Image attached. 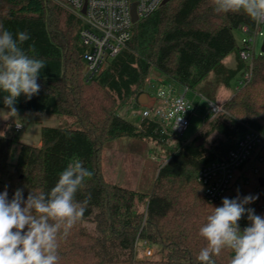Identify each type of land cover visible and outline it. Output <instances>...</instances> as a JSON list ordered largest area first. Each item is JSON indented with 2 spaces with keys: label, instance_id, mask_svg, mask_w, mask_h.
Returning <instances> with one entry per match:
<instances>
[{
  "label": "trees",
  "instance_id": "trees-1",
  "mask_svg": "<svg viewBox=\"0 0 264 264\" xmlns=\"http://www.w3.org/2000/svg\"><path fill=\"white\" fill-rule=\"evenodd\" d=\"M213 0H170L150 17L133 26L128 45L108 62L93 80L84 78V48L80 20L53 0H0V24L12 32L26 31L30 39L21 47L42 59L40 92L31 100L22 94L15 107L21 111L74 118L71 127H45L39 147L21 145L0 135V192L25 189L48 192L69 163L81 161L93 173L76 194L91 199L83 218L58 238L59 264H155L137 258V239L159 246L163 258L157 264H200L197 259L206 241L200 227L217 204L206 200L197 180L204 165L224 157L249 131L264 135V56L253 60L249 84L236 89L225 113L212 118L207 129L186 143L169 144L159 123L142 120L135 125L120 115L125 106H137L154 70L181 86L194 90L214 74L217 86L230 87L247 71L240 58L235 31L253 29L243 13L213 10ZM236 56L234 69L224 65ZM5 93L0 92V109ZM9 110V109H7ZM215 135L207 145V138ZM119 138L156 143L166 154L149 194L108 182L103 174L105 144ZM203 143L197 145L199 141ZM16 157V162L12 159ZM259 173L250 172L249 184L229 195L257 196ZM264 217V210H255ZM234 253L223 249L215 264H229Z\"/></svg>",
  "mask_w": 264,
  "mask_h": 264
},
{
  "label": "clouds",
  "instance_id": "clouds-1",
  "mask_svg": "<svg viewBox=\"0 0 264 264\" xmlns=\"http://www.w3.org/2000/svg\"><path fill=\"white\" fill-rule=\"evenodd\" d=\"M214 12L243 13L255 24H264V0H213ZM30 39L26 31L15 34L0 24V92L10 114H17V99L23 94L31 100L40 92L38 79L46 63L26 53L21 45ZM93 175L81 161L69 163L48 192L30 191L25 199L23 189L8 198L7 186L0 192V264H59L58 238L66 237L80 221L90 194L77 201L76 194L85 178ZM257 196L222 199L213 207L199 235L207 242L197 259L200 264H215L214 256L223 249L234 255L229 264H264V217L246 207ZM247 215L249 226L243 231L239 221Z\"/></svg>",
  "mask_w": 264,
  "mask_h": 264
},
{
  "label": "built area",
  "instance_id": "built-area-1",
  "mask_svg": "<svg viewBox=\"0 0 264 264\" xmlns=\"http://www.w3.org/2000/svg\"><path fill=\"white\" fill-rule=\"evenodd\" d=\"M165 0H61L59 3L81 23L79 37L85 50L84 78L89 82L99 76L107 67L108 62L116 57L131 41L133 23L131 5L137 3L136 12L139 21L150 17L163 6ZM244 34L240 58L246 62L248 69L240 77L236 89L250 83L253 77V60L264 56L257 48L259 37H264V24L253 29L242 27ZM154 104L151 108H140L142 120L159 123L165 134L169 135L168 143L178 144L190 127L194 115V106L186 95H178L164 85L157 88L154 94ZM213 118L223 114L222 105L210 102ZM15 131L21 126L16 125ZM188 142V141H187ZM186 143V142H184ZM264 162V135L255 130H249L224 157L210 162L199 170L198 182L205 188L206 200L211 204L222 206V199L229 195L233 188L239 189L249 184V173H259L258 165ZM264 178V175L261 176ZM260 178V179H261ZM258 199L246 205L254 210H264V187L256 190ZM245 215L240 221V229L249 226ZM137 258L146 260L153 256L151 244L137 239Z\"/></svg>",
  "mask_w": 264,
  "mask_h": 264
},
{
  "label": "rangeland",
  "instance_id": "rangeland-1",
  "mask_svg": "<svg viewBox=\"0 0 264 264\" xmlns=\"http://www.w3.org/2000/svg\"><path fill=\"white\" fill-rule=\"evenodd\" d=\"M53 1L59 3L61 0ZM235 37L237 43L241 46L244 34L240 29L235 31ZM263 41L264 37L258 38V49L262 48ZM224 65L229 68H235V54L227 57L224 60ZM238 78L232 81L230 87L217 86L214 82V74H211L207 81L194 90L176 84L178 91L176 90L175 92L178 95H186V98L191 101L195 110L189 129L177 143L190 141L195 134L198 135L201 131L207 129L210 120L213 118L210 102L222 105L224 109L223 114L226 112L225 105L234 95L238 86ZM170 82L173 85L171 80ZM139 111L140 108L131 110L127 113L125 119L135 125H140L142 118L138 114ZM8 112L9 110L7 109H0V135H2L1 132H4L5 135L2 136L14 139L17 142V147L23 144L39 147L42 144L43 128L71 127L75 121L72 117L41 112L18 110L16 115ZM132 112L136 114L132 115ZM15 125H20L21 130L15 131ZM214 137L215 135H211L207 138V145L213 141ZM166 161L165 151L154 142L134 138H119L105 144L103 151V174L108 182L140 193L149 194L153 189L160 167ZM12 162H16V157L12 159ZM2 181L4 185L7 179L4 178ZM24 190L23 188V192ZM14 192V190L10 191L12 195ZM151 249L153 256L146 260L157 264L163 258L162 248L151 245Z\"/></svg>",
  "mask_w": 264,
  "mask_h": 264
},
{
  "label": "crops",
  "instance_id": "crops-1",
  "mask_svg": "<svg viewBox=\"0 0 264 264\" xmlns=\"http://www.w3.org/2000/svg\"><path fill=\"white\" fill-rule=\"evenodd\" d=\"M232 69H234V68H232ZM170 80L172 81L173 85L171 84ZM176 84H178V83L176 81H174L173 79H171L170 77H167L164 74L160 73L159 71L154 70L151 74V78L148 81V84H147V87H146L144 93H146L150 97L154 98V94H155L154 91L156 92L157 88L160 87L161 85H164L168 89L175 92L177 90ZM137 108H141V107L138 104H137V106H134V105L125 106L121 110L120 115L122 117L126 118L127 113H129L131 110H135ZM139 113H140V111L138 112V114ZM135 114L136 113L132 112V115H135ZM1 133H2V135H5L4 132H1ZM196 135L197 134H195L194 137Z\"/></svg>",
  "mask_w": 264,
  "mask_h": 264
},
{
  "label": "water",
  "instance_id": "water-1",
  "mask_svg": "<svg viewBox=\"0 0 264 264\" xmlns=\"http://www.w3.org/2000/svg\"><path fill=\"white\" fill-rule=\"evenodd\" d=\"M170 0H165L163 2V6L166 5ZM136 7H137V3H133L131 5V9H132V18H133V23L136 24L139 22V18L136 12ZM262 51L264 52V41H263V45H262ZM155 99L150 97L148 94L143 93L142 95L139 96V98L137 99V104L142 107V108H151L154 104ZM203 143V140L199 141L197 143V145H200ZM260 185L261 187H264V178L260 179Z\"/></svg>",
  "mask_w": 264,
  "mask_h": 264
}]
</instances>
